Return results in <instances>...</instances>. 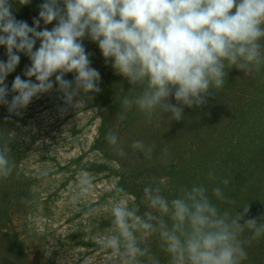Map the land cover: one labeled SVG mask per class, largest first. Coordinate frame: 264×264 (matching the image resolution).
<instances>
[{"label": "clouds", "instance_id": "obj_1", "mask_svg": "<svg viewBox=\"0 0 264 264\" xmlns=\"http://www.w3.org/2000/svg\"><path fill=\"white\" fill-rule=\"evenodd\" d=\"M30 3L0 0V47L7 57L0 60V106L10 116H20L34 99L53 91L66 106L62 113L78 112L102 91L85 40L98 46L105 64L130 85L121 108L126 112L135 106L149 123L158 114L181 121L185 108L205 106L223 88L226 69L244 74L264 69V0H42L32 25L13 14L14 4ZM21 54L30 61L26 79L16 75L9 90L6 80ZM69 74L73 79H66ZM105 138L119 156L127 155L116 134ZM9 144L0 142V178L9 177L15 166ZM131 148L152 158V146L142 140ZM209 177L215 179L212 172ZM78 183L86 197L93 187L89 173L81 171ZM164 188L160 180L143 188L146 210L140 213L125 188L115 187L111 227L99 236V245L117 264H160L147 245L153 236L168 264H243L245 245L264 236V217L246 218L250 205L235 214L221 212L203 184L181 186L171 199ZM212 195L226 199L218 186ZM99 211L89 207L86 215ZM245 231L250 233L246 239Z\"/></svg>", "mask_w": 264, "mask_h": 264}, {"label": "trees", "instance_id": "obj_2", "mask_svg": "<svg viewBox=\"0 0 264 264\" xmlns=\"http://www.w3.org/2000/svg\"><path fill=\"white\" fill-rule=\"evenodd\" d=\"M13 14L18 20L28 22L29 4H14ZM6 59V49L0 47V60ZM26 66L27 56L21 54L16 71L7 77L9 90L16 75L26 79L23 77ZM25 123L26 110L20 116H10L7 108L0 106V142H10L8 155L15 165L9 177L0 178V264H22L25 142L18 140L16 132Z\"/></svg>", "mask_w": 264, "mask_h": 264}, {"label": "rangeland", "instance_id": "obj_3", "mask_svg": "<svg viewBox=\"0 0 264 264\" xmlns=\"http://www.w3.org/2000/svg\"><path fill=\"white\" fill-rule=\"evenodd\" d=\"M25 127H26V123L25 124H20L17 128V134L19 135L18 140L22 143L25 142ZM25 164V162L23 163V165Z\"/></svg>", "mask_w": 264, "mask_h": 264}]
</instances>
